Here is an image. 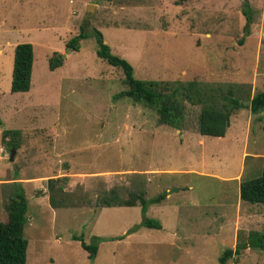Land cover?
I'll list each match as a JSON object with an SVG mask.
<instances>
[{"label":"rangeland","instance_id":"1","mask_svg":"<svg viewBox=\"0 0 264 264\" xmlns=\"http://www.w3.org/2000/svg\"><path fill=\"white\" fill-rule=\"evenodd\" d=\"M242 2L0 0V221L18 188L11 182H21L26 264H219L234 241L264 231V205L242 201L233 178L261 174L264 109L235 110L227 137L194 132L201 106L187 101L182 129L159 124L154 108L114 97L127 89L123 71L97 56L90 35L100 30L139 80L236 83L250 97L264 91V0H248L249 34ZM80 28L88 35L67 50ZM22 42L33 47L30 89L13 93V50ZM54 51L64 62L50 70ZM3 129L20 132L12 160ZM244 151L252 157L242 160ZM64 175L74 206L53 208L46 179ZM110 188L121 199L140 188L147 199L166 196L144 215L138 204L95 205ZM144 216L161 228L143 225ZM73 235L97 245L93 258ZM226 264H264V251L243 248Z\"/></svg>","mask_w":264,"mask_h":264},{"label":"trees","instance_id":"2","mask_svg":"<svg viewBox=\"0 0 264 264\" xmlns=\"http://www.w3.org/2000/svg\"><path fill=\"white\" fill-rule=\"evenodd\" d=\"M242 14L245 16L244 30L249 34L248 25L253 19V10L248 0L242 2ZM86 32L80 28L77 35L65 43L67 50H79V41L86 37ZM96 43V54L110 65L119 67L124 74L127 89L115 94L114 97L126 96L137 103L146 104L156 110L159 124H167L176 129H182L184 116V101L200 105L198 116V132L202 135L222 137L230 124V117L240 107L246 106L251 112L257 113L264 109V91H258L249 97V91L244 84L243 96L237 93L236 83H212L197 80L189 81H144L133 75L131 63L112 53L104 42L100 30L92 28L91 34ZM242 42V40H240ZM64 58L58 51L52 52L48 59V67L53 70L63 64ZM33 64V47L30 42L17 43L13 50V66L11 72V92H26L30 89L31 70ZM245 101V104L243 103ZM1 124V119H0ZM19 130L3 129L1 139L9 137V146L18 147ZM68 176L50 177L46 179L48 202L53 208L74 206L70 194L64 189ZM17 189L7 205L6 219L0 221V264H26L28 240L24 235L27 222V199L18 181L11 182ZM165 192L154 197L145 198L144 189L130 194L128 199H121L116 188H110L95 199V205L100 207L140 205L143 215L150 204L158 203L165 198ZM82 198V197H81ZM79 198V199H81ZM239 198L242 201L264 205V158L262 171L258 177L243 180L239 184ZM142 224L150 228H161L158 220L144 216ZM244 240L238 241L234 248H226L219 256V264L238 256L240 250L246 247H256L264 251V231H249ZM79 240L83 249L88 251V257L93 258L97 252L95 243H85L82 236L73 235ZM101 238L93 236L97 241Z\"/></svg>","mask_w":264,"mask_h":264},{"label":"crops","instance_id":"3","mask_svg":"<svg viewBox=\"0 0 264 264\" xmlns=\"http://www.w3.org/2000/svg\"><path fill=\"white\" fill-rule=\"evenodd\" d=\"M1 51V50H0ZM2 52V51H1ZM64 55H66V54H64ZM64 62V61H63ZM32 67H33V64H32ZM59 68V67H58ZM27 92V91H26ZM14 93H17V92H14ZM186 130V129H185ZM190 132H193L192 130L190 131ZM194 132H198V131H194ZM185 134H184V138L186 139L187 137H190V135L189 134H187V133H189V132H184ZM227 137L228 135H224V137ZM233 137H235V136H233ZM249 156H251L249 153H247L246 151H244L242 154H241V157H242V160H245L247 157H249ZM252 157V156H251ZM233 178L235 179V180H237V187H238V192H239V184H240V182H241V177H240V175H235V176H233ZM21 182H19V184H20ZM25 183H23V185H24ZM22 185V184H21ZM240 220V219H239ZM252 231V230H251ZM235 241H234V246H235ZM247 248H249V247H246L245 249H247Z\"/></svg>","mask_w":264,"mask_h":264},{"label":"water","instance_id":"4","mask_svg":"<svg viewBox=\"0 0 264 264\" xmlns=\"http://www.w3.org/2000/svg\"><path fill=\"white\" fill-rule=\"evenodd\" d=\"M91 6H92V4H89V5H88V9H89V7H91ZM14 153H15V148H10V149H9V159H10V160L13 159V157H14Z\"/></svg>","mask_w":264,"mask_h":264}]
</instances>
